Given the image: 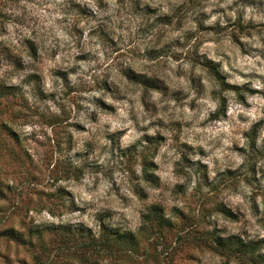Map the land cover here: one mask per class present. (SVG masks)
<instances>
[{
  "label": "clouds",
  "instance_id": "clouds-1",
  "mask_svg": "<svg viewBox=\"0 0 264 264\" xmlns=\"http://www.w3.org/2000/svg\"><path fill=\"white\" fill-rule=\"evenodd\" d=\"M0 13V41L56 93L37 100L22 84L34 69L14 72L0 56V81L22 87L29 112L63 121L46 127L29 115L13 125L45 143L38 166L50 140L62 144L54 155L67 170L41 171L47 191L76 211L55 223L96 238L143 235L159 212L189 241L201 229L191 247L204 264H242L218 241L264 244V0H0Z\"/></svg>",
  "mask_w": 264,
  "mask_h": 264
},
{
  "label": "rangeland",
  "instance_id": "rangeland-1",
  "mask_svg": "<svg viewBox=\"0 0 264 264\" xmlns=\"http://www.w3.org/2000/svg\"><path fill=\"white\" fill-rule=\"evenodd\" d=\"M80 11L87 14L88 10ZM0 16L3 14L0 13ZM25 43L29 54L35 59V44L32 41ZM0 56L11 65L14 72L34 69L24 78L22 84L34 85L32 94L37 100L42 102L55 99V92L44 91V77L36 66L25 63L22 57L12 53L2 41ZM53 75L66 79V73L62 71L57 70ZM29 115L41 120L46 127L63 122L59 119H46L35 108L29 112L22 87L0 81V232L2 229L13 228L17 233L15 238L0 234V264H204L191 247L194 241L200 239L201 229L192 227V240L189 241L186 239L188 234H180L182 228L178 230L173 221L163 219L159 212L155 217L145 218L146 227L141 230L143 235L128 230L123 234H131V238L121 237L110 242V245H102L103 247L93 245L92 241L111 239L113 232H105L103 238H96L90 227L81 225L77 228L71 223H55L65 211L75 212L76 209H64L62 201L56 199L55 193L47 191L50 185L44 182L41 170L52 169L53 172L64 173L68 164L55 159L54 153L62 148L57 139L49 141L43 163L37 165L34 153L45 149V143L37 141L35 134L31 138L22 137L13 126ZM75 127L84 130L83 125ZM257 127L258 125L254 126L253 135ZM29 139L31 144L28 143ZM162 139L158 137L157 141ZM252 146L254 148V141ZM236 150L243 151L239 148ZM125 155L131 159V149ZM257 155H261L258 150ZM255 168V164H252L250 171L254 173ZM176 211L186 226L195 224L191 217L179 209ZM38 217L42 218L40 224L36 223ZM237 241L234 239L233 243ZM258 246L264 247V244H242L239 246L240 250H237L221 248L215 243V248L241 257L242 264H264V257L248 259ZM204 247L213 250L206 245ZM208 264L212 262L209 261Z\"/></svg>",
  "mask_w": 264,
  "mask_h": 264
},
{
  "label": "trees",
  "instance_id": "trees-1",
  "mask_svg": "<svg viewBox=\"0 0 264 264\" xmlns=\"http://www.w3.org/2000/svg\"><path fill=\"white\" fill-rule=\"evenodd\" d=\"M9 132L11 134H14V132L11 131V130ZM0 234L6 235V236L12 237V238H15L17 236V233H16V231L13 228L2 229ZM110 236H112L111 239L105 238V239H101L99 241H92V244L93 245L97 244L99 246L110 245V242L112 243V242H114V240L119 239L121 237L131 238V234H126V233H124V234L123 233H111ZM216 244L218 246H220L221 248H224V247H228L229 248L230 247V248H236L237 250H240L239 246H242V244L239 241H237V243H233V240H230V241H218V242H216Z\"/></svg>",
  "mask_w": 264,
  "mask_h": 264
}]
</instances>
